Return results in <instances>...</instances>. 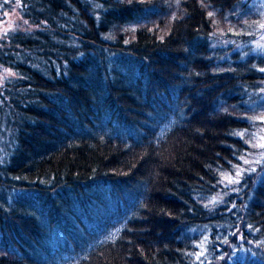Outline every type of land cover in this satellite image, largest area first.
I'll list each match as a JSON object with an SVG mask.
<instances>
[{
    "label": "trees",
    "instance_id": "obj_1",
    "mask_svg": "<svg viewBox=\"0 0 264 264\" xmlns=\"http://www.w3.org/2000/svg\"><path fill=\"white\" fill-rule=\"evenodd\" d=\"M24 4L37 27L0 40L18 74L0 86V264H264V149L245 143L264 60L245 3ZM234 166L256 171L219 183Z\"/></svg>",
    "mask_w": 264,
    "mask_h": 264
},
{
    "label": "rangeland",
    "instance_id": "obj_2",
    "mask_svg": "<svg viewBox=\"0 0 264 264\" xmlns=\"http://www.w3.org/2000/svg\"><path fill=\"white\" fill-rule=\"evenodd\" d=\"M242 2L245 3V8L249 15H255L256 16V22L254 23V27L252 31L256 30L255 35L248 41L247 45V53L254 54L256 57H261L264 60V47H258V46H264V28H261L259 25L264 24V0H242ZM23 19L20 14L18 13L17 9L11 8L10 10L6 12L0 13V34H3L5 28L11 27L12 29H18V30H25V29H34L37 26L31 25L29 22L27 25L23 24ZM19 25V28L16 26ZM264 68V67H263ZM2 71V70H0ZM262 72V71H261ZM262 75V84L264 89V72L261 73ZM13 77V76H11ZM9 77V78H11ZM8 78V79H9ZM8 81V80H7ZM260 98L264 100V91H261ZM261 116H264V111H261ZM256 117H260L256 116ZM254 121H258L259 119H253ZM251 136H255L256 140L254 142H260V138L264 137V121L262 125V132L258 130H254L251 132ZM237 191L232 189V194H236ZM238 240H240L238 236ZM7 241V239H6ZM225 244L224 246H226ZM7 247L11 249L10 242H7ZM227 247V246H226ZM216 248V247H215ZM229 250L224 253L227 254ZM222 257L217 259L216 261H205L204 264H218V261L223 259Z\"/></svg>",
    "mask_w": 264,
    "mask_h": 264
},
{
    "label": "snow or ice",
    "instance_id": "obj_3",
    "mask_svg": "<svg viewBox=\"0 0 264 264\" xmlns=\"http://www.w3.org/2000/svg\"><path fill=\"white\" fill-rule=\"evenodd\" d=\"M9 2H10V0H4V3H9ZM25 6L26 5L24 4V0H15L14 9H21L22 10ZM0 7H3V4H0ZM208 15H209V17H212L214 14L212 12H209ZM23 24L27 25L28 21L23 20ZM259 26L261 28H264V24H260ZM16 27L19 28V25H17ZM11 30H12L11 27L5 28L3 34H0V40L4 39L7 36L8 32ZM25 30H27V29H25ZM0 47H2V45H0ZM258 47H264V46H258ZM0 70H2V71H0V86H2L8 80L9 77L14 76V75H18L16 73L11 72L8 68H4L3 65H0ZM260 71L264 72V68L260 69ZM262 91H264V89H262ZM251 119H260L261 121H264V116L253 117ZM233 135H239L241 138H244L247 135V130H244L241 132H234ZM255 140H256L255 136H250L248 139L245 140V143L250 144V146L252 148L264 149V137L260 138V142H253ZM239 159H242L244 164L250 163V161L243 156H240ZM262 161H264V152L260 153V158L257 159L255 161V163L260 164ZM234 167H235V175L231 176L228 174H222V178L219 181V183H223L226 180L229 185L239 184L241 182L243 173L245 171H249V172H255L256 171L255 168L244 169V168H241L239 166H234ZM225 195H227V193H225ZM219 202H222V197L219 199L214 197V198H212L211 201H209V203H212V204L219 203ZM207 206L208 205H205V207H207ZM206 241H207V237H205V241L201 242L200 246L202 247ZM222 242L227 243V240H224ZM189 255H192V254L189 253ZM203 255H204L203 251L195 254L197 260H199L200 257H202Z\"/></svg>",
    "mask_w": 264,
    "mask_h": 264
}]
</instances>
